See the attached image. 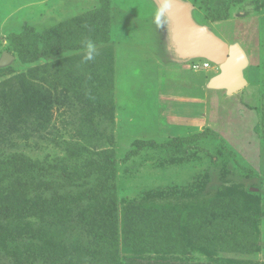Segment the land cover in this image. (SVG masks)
Wrapping results in <instances>:
<instances>
[{
	"label": "rangeland",
	"instance_id": "374dc122",
	"mask_svg": "<svg viewBox=\"0 0 264 264\" xmlns=\"http://www.w3.org/2000/svg\"><path fill=\"white\" fill-rule=\"evenodd\" d=\"M185 1L199 24L246 51L247 86L239 93L208 88L220 72L216 65L195 71L193 60H175L164 17L162 26L155 23L160 10L153 0H0V60L6 52L15 57L0 67V159L24 154L62 164L51 178L61 196L73 197L96 187L100 173L84 168L112 151L118 162L109 185L119 231L135 204L149 208L152 220L173 211L178 225L198 229L193 245L161 262L150 246L138 247L142 253L135 256L122 232L119 244L103 246L80 209L59 214L60 222L30 218L22 236L17 221L0 219V233L15 234L14 241L0 242V264H264V0ZM96 14L108 22L102 41L93 40L94 32L86 40L67 32L85 30ZM31 30L47 38L11 37ZM60 39L59 52L43 54ZM89 40L95 58L85 61ZM23 75L50 92L48 108L23 98ZM139 142L148 145L139 148ZM0 185L8 188V180ZM159 192L163 199L150 197ZM251 192L260 214L246 221L238 197ZM31 249L43 253L25 260Z\"/></svg>",
	"mask_w": 264,
	"mask_h": 264
},
{
	"label": "trees",
	"instance_id": "16d2710c",
	"mask_svg": "<svg viewBox=\"0 0 264 264\" xmlns=\"http://www.w3.org/2000/svg\"><path fill=\"white\" fill-rule=\"evenodd\" d=\"M95 16L98 18V21L97 18L91 19L89 25L83 27L85 30H67V32L69 31L73 36L84 35L85 40L88 35H91V32H94V34H96L93 40L97 42L102 41L107 31V18L102 19L100 16L98 17L97 14ZM108 16L107 13V17ZM74 28H76V26H74ZM31 31L32 32L28 34L27 31L20 35L13 34L11 37L15 38V41H24L29 37L30 39L35 38L34 40L42 37L47 38V34L40 35L33 32V30ZM62 42L63 40L60 39L56 45L52 47L48 46L43 54L50 56L57 53V51L59 52L61 50ZM21 78L27 80L24 75L21 76ZM22 83L27 85L23 94V98L27 99V102L33 98L35 106H45L48 108L52 104L53 101L50 92L47 93L39 90L28 80ZM147 145L148 143L146 142L138 143L139 148ZM137 151L138 150L129 152L128 158L134 156ZM101 158L102 160L100 164H95L93 168L87 166L84 168L87 170L94 169L100 173V178L96 187L93 189L86 188L83 192H80L73 197L61 196L57 191V182L55 179L51 178L52 170L55 168L64 169L62 168V164L61 167L59 165L53 167L48 161H46V163L36 162L24 154H13L8 158L0 159V184L3 179H7V187L10 189V191H8L9 193H6L8 188H2L0 185V219H13L14 221H17L20 225L18 228H20L21 235L19 234V236H22L25 231H27V233L29 231L30 224L28 219L30 218L42 220V222H44L46 217L47 219L52 217L54 220L60 222V220L63 219L61 218L62 216L65 218L66 215H72V213L68 212L69 208L80 209L78 214L79 218L81 220H87L90 224L88 229L91 230V237L95 239H98V237L101 238L100 240H102L103 246L111 248L119 244V234L122 232L125 245L133 251L135 256H139L142 253L138 247L146 249V246H150L152 247L151 250L156 251L155 253L159 255L158 259L162 260L161 262L166 261V258L172 255L175 251L189 247L197 241L198 229L193 232L191 231L192 228H190L193 227L192 224L188 225L189 227L186 225H178V217L176 215L173 216V211H171V213H163L160 219L156 217L159 220H155L156 218L152 217L153 221L151 219V210L142 205L140 206L136 204L130 205L125 212L122 230L119 231V227L115 222L117 221V216L114 213L111 199L114 193V188L109 185L113 183L112 180L115 177L118 161L116 155L112 151L102 153ZM81 171L82 170L78 171V176ZM207 182L208 176H206V178L200 183L199 193L206 189ZM44 193H47V196H45ZM153 195L154 196L150 197H159L163 199L165 196L164 192L153 193ZM243 197H238L241 203L238 207V211L245 217L246 221H250L252 217L257 220V217L255 216L260 214V206L257 197L252 192L243 195ZM84 198H88L90 201L84 205L85 207H80V203ZM65 204L69 205L66 207L67 209L63 207ZM167 213L174 217V219L172 218L173 220L176 218L177 221L175 222L177 223H174L168 216L164 217V215H168ZM59 214H62L60 218ZM139 224H143V228L148 230L149 235L143 231L144 229H141ZM24 225L25 227H23ZM97 225H99L100 228H98ZM0 234V242L2 243H6L10 240L14 241L15 239V234L13 235L7 232L6 234H10L9 237L5 233ZM148 236L154 241L151 242L148 240ZM192 237L194 238L192 239ZM56 247L59 248L58 244H56ZM136 247L137 251L135 250ZM196 249L198 248L194 247V250ZM198 251H201V249H198ZM201 252L206 253V250L203 249ZM29 253L30 255L24 259L31 261L35 259V253L39 256L43 252L31 249ZM109 253L108 255H116V252L113 251ZM153 262L155 263L156 261L154 260Z\"/></svg>",
	"mask_w": 264,
	"mask_h": 264
},
{
	"label": "water",
	"instance_id": "95a60500",
	"mask_svg": "<svg viewBox=\"0 0 264 264\" xmlns=\"http://www.w3.org/2000/svg\"><path fill=\"white\" fill-rule=\"evenodd\" d=\"M159 10L163 0H153ZM170 7L164 9V20L168 33V49L177 62H189L196 59L208 60L216 65L220 72L208 83L212 90H223L233 96L247 86L245 71L249 58L244 48L238 44H229L212 32L207 26L199 24L194 16V6L185 0H168ZM14 56L4 53L0 67L9 65Z\"/></svg>",
	"mask_w": 264,
	"mask_h": 264
},
{
	"label": "clouds",
	"instance_id": "9594fccd",
	"mask_svg": "<svg viewBox=\"0 0 264 264\" xmlns=\"http://www.w3.org/2000/svg\"><path fill=\"white\" fill-rule=\"evenodd\" d=\"M162 4H163V8L160 11H158L154 17L155 23L157 24L158 27L162 26L164 23V20L162 19L164 16V9H168L170 7L168 0H163ZM86 49H87V55L84 58L85 61L93 60L95 58L94 53L96 51L95 44L90 40L86 41Z\"/></svg>",
	"mask_w": 264,
	"mask_h": 264
},
{
	"label": "built area",
	"instance_id": "2783aa9c",
	"mask_svg": "<svg viewBox=\"0 0 264 264\" xmlns=\"http://www.w3.org/2000/svg\"><path fill=\"white\" fill-rule=\"evenodd\" d=\"M212 66H213V63H211L208 60H204L202 63L197 62V60L196 61L193 60V63H192V68L195 71L207 70L209 68L211 69Z\"/></svg>",
	"mask_w": 264,
	"mask_h": 264
},
{
	"label": "bare ground",
	"instance_id": "6f19581e",
	"mask_svg": "<svg viewBox=\"0 0 264 264\" xmlns=\"http://www.w3.org/2000/svg\"><path fill=\"white\" fill-rule=\"evenodd\" d=\"M166 32H167V31H166ZM166 32H165V33H166ZM164 36H165V35H164Z\"/></svg>",
	"mask_w": 264,
	"mask_h": 264
}]
</instances>
